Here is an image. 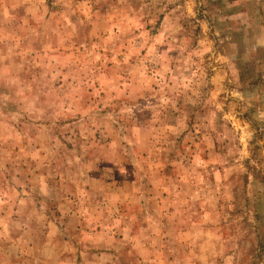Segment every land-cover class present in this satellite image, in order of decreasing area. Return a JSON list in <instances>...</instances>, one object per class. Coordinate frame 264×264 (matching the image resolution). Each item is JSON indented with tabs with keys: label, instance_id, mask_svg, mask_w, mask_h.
<instances>
[{
	"label": "rangeland",
	"instance_id": "obj_1",
	"mask_svg": "<svg viewBox=\"0 0 264 264\" xmlns=\"http://www.w3.org/2000/svg\"><path fill=\"white\" fill-rule=\"evenodd\" d=\"M73 155L114 179L55 188ZM70 186L90 231L145 228L128 264H264V0H0L2 238L78 235Z\"/></svg>",
	"mask_w": 264,
	"mask_h": 264
},
{
	"label": "crops",
	"instance_id": "obj_2",
	"mask_svg": "<svg viewBox=\"0 0 264 264\" xmlns=\"http://www.w3.org/2000/svg\"><path fill=\"white\" fill-rule=\"evenodd\" d=\"M66 162H63L61 164L65 166L69 173L68 175L65 174L62 176V174H56L55 175V188L59 184V181H66V182H77L80 181L81 183L85 184L86 187L81 192H85V196L87 198L89 197V193L91 194V182L95 183H102L107 182L110 180H113L114 178L111 176H108L104 173H98L96 175H92L91 173H88V170L86 168L89 167V161L91 162L90 158H83L78 156H72L71 158L66 159ZM44 180H49L45 175L43 176ZM27 176H24L21 174V179L23 180V183L19 185L22 187L20 190H16V195L20 197V204H23L20 207H17L18 209H22L25 207L24 202L29 199V184H26V181H29L27 179ZM16 179V178H15ZM19 180V179H18ZM41 181V179H40ZM127 180L121 179L119 182L125 183ZM115 183L118 182V180L114 181ZM25 187V188H24ZM88 187V189H87ZM71 190L66 193L67 195H74L76 198L73 200H70L71 203V210H69L71 213L75 212L79 214V211L81 214H85L84 216L79 215V220H82V222L76 223L74 227H69V230H74V232L78 231V235L74 234L75 236L67 238L63 236V224L62 222L57 221H50L44 223V229L46 231L43 233V236L41 239H38V241H35L33 239H29V237L22 238L20 240H16L13 238H2L3 233L8 231V226H4L1 223L0 225V264H29V257L30 255V249L34 250L35 246L38 247V251L40 253L43 252L41 256H33L37 257L36 264H128L126 259H128V256L125 255V251L127 249L135 250V253L137 256L141 257L142 259L145 258V255H143L141 252L143 249H139V247H144L147 245L142 244L140 241L137 240V237L135 235L134 231H141L140 226L131 225L130 222L133 221L132 217H126L124 221H120V230L119 233L122 237H109L107 232L104 229H100V236L98 235V231L95 229V231H90L91 227L88 224L89 223V216L92 214L91 208L89 207V203L87 200L82 202L80 199L77 198L76 190L72 186H70ZM119 188H121V185H119ZM115 189V185H114ZM57 195L62 194V190L56 189ZM120 190V191H119ZM59 192V193H58ZM93 192H96V195L98 196L99 201L104 199L106 192L100 191L98 188L94 190ZM113 192L117 194L119 192V195L124 198H135L140 199L142 194L141 193H133L130 192L128 194L125 190L118 189L117 191ZM10 193L13 195L14 192L7 191V193H4L2 197L0 198V204L2 207H0V218L4 219L7 217V215L10 212L14 211L13 204H11V197ZM65 193V192H64ZM10 195V196H9ZM144 197V196H143ZM41 198V197H40ZM78 199L79 202H76L75 200ZM43 200V199H42ZM23 202V203H22ZM74 204V205H73ZM84 204H86L84 206ZM88 204V206H87ZM74 206V207H73ZM80 206V207H79ZM63 205L62 203L55 206V208L61 212ZM40 209V207H38ZM43 209V208H42ZM43 212V211H42ZM46 214V213H44ZM123 220V219H121ZM150 220V219H148ZM30 223V222H29ZM77 228L76 226H78ZM89 225V226H88ZM30 224H27L25 227L21 228L23 232H27L30 229ZM149 228V227H148ZM27 229V230H26ZM65 229V228H64ZM7 230V231H6ZM26 230V231H25ZM89 230V231H88ZM107 234H104V232ZM53 234L52 236H50ZM21 244L20 250L21 255H8L6 254V250L9 247L15 246L16 248ZM40 249V250H39ZM42 249V250H41ZM131 252V250H130Z\"/></svg>",
	"mask_w": 264,
	"mask_h": 264
}]
</instances>
